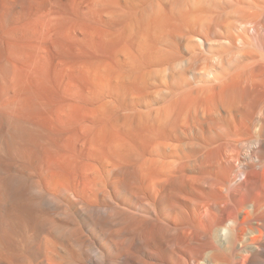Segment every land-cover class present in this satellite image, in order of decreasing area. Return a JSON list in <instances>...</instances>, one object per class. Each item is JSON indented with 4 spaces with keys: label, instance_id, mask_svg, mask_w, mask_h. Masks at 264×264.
<instances>
[{
    "label": "bare ground",
    "instance_id": "6f19581e",
    "mask_svg": "<svg viewBox=\"0 0 264 264\" xmlns=\"http://www.w3.org/2000/svg\"><path fill=\"white\" fill-rule=\"evenodd\" d=\"M0 264H264V0H0Z\"/></svg>",
    "mask_w": 264,
    "mask_h": 264
}]
</instances>
